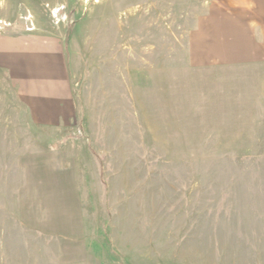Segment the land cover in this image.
<instances>
[{"label":"rangeland","instance_id":"obj_1","mask_svg":"<svg viewBox=\"0 0 264 264\" xmlns=\"http://www.w3.org/2000/svg\"><path fill=\"white\" fill-rule=\"evenodd\" d=\"M238 9L0 0V264H264V58Z\"/></svg>","mask_w":264,"mask_h":264},{"label":"crops","instance_id":"obj_2","mask_svg":"<svg viewBox=\"0 0 264 264\" xmlns=\"http://www.w3.org/2000/svg\"><path fill=\"white\" fill-rule=\"evenodd\" d=\"M238 20L240 27L243 28L240 38H242L246 45V59L258 60V57L264 58V0H238ZM219 19L222 23H232L235 21L231 16V10H216ZM230 12V13H228ZM211 13V10H210ZM225 13L228 14L225 15ZM213 22H215V16L212 11ZM222 15V16H221ZM234 16V15H233ZM217 19V18H216ZM218 19V20H219ZM261 55V56H260ZM260 58V59H262Z\"/></svg>","mask_w":264,"mask_h":264}]
</instances>
